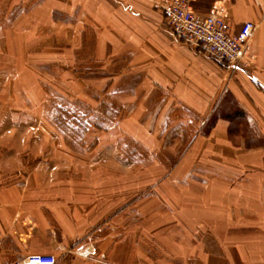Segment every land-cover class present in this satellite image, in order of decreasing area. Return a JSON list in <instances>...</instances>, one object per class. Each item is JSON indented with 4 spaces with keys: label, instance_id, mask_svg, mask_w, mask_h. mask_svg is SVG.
I'll return each instance as SVG.
<instances>
[{
    "label": "crops",
    "instance_id": "obj_1",
    "mask_svg": "<svg viewBox=\"0 0 264 264\" xmlns=\"http://www.w3.org/2000/svg\"><path fill=\"white\" fill-rule=\"evenodd\" d=\"M159 2L0 0V64L16 66L13 73L25 90L35 84L28 101L42 104L35 91L40 65H54L61 70H50L54 81L69 84L72 102L93 109L81 117L88 122L82 144L64 142L62 133L44 124L16 130L35 137L33 145L16 155L2 151L0 264L33 255H54L56 264H155L140 253V217L154 215L149 206L156 194L171 200L175 184L185 196L191 185L210 194L201 197L210 211L186 223L200 251L194 263L264 264V0H189L197 14L226 15L235 32L246 22L256 24L249 61L233 74L177 41ZM7 69L0 73L5 86L16 78ZM112 97L121 109L107 117L99 110L115 103ZM15 99L20 106L28 103L23 96ZM19 110L2 121L28 120L24 107ZM96 113L115 123L108 129L92 126ZM191 135L198 138L188 152L199 159L194 167L211 176L186 178L191 166L183 160L180 175L163 177L161 192L152 193L146 208L138 192L114 201L82 187L74 191L86 179L72 175L86 169L138 168L124 159L123 145L159 153L174 141L184 145ZM214 152L231 156L203 158ZM147 168L171 167L156 161ZM163 247L162 264H182L171 244Z\"/></svg>",
    "mask_w": 264,
    "mask_h": 264
},
{
    "label": "rangeland",
    "instance_id": "obj_2",
    "mask_svg": "<svg viewBox=\"0 0 264 264\" xmlns=\"http://www.w3.org/2000/svg\"><path fill=\"white\" fill-rule=\"evenodd\" d=\"M2 60L3 59L0 58V62ZM40 66L42 72L40 73L41 77H39L37 81L38 86L35 91L39 97H43V101L42 104L35 105L28 101L29 96H32L30 93H33L32 89H29V87H32L35 84H26L27 90H25L23 88L24 86H22L17 80L18 74L15 72L13 73V71L16 70V66L13 64L9 66H3L0 64V73L3 72L2 70L4 69L8 71L7 68H10L11 77L16 76L15 79L12 78L10 84H7V86H5L6 84H3V81L0 78V155L4 154L2 151H10L11 155H16L15 152L22 151L24 146L33 145L34 142L37 141L35 137H24L22 133L17 131L20 129L30 130L31 128H37L40 126L44 127V124L53 129L55 128L62 133L63 141L68 144L75 143L79 145L84 142L82 141L83 135H81V133L88 122L82 120L81 117L87 113L93 112V109L91 107H85L76 101L72 102V96H70L72 95V90L68 87L69 84L65 83L66 81L60 82L63 84L54 81V72L57 74L58 71H61L60 69L54 65ZM225 66L227 65L225 64ZM35 68L38 69V65ZM50 70H53L54 72H51ZM61 73L62 72H60L59 75L63 74ZM63 75H65V73ZM74 77L76 78V76ZM80 77L81 74H77V78ZM75 91H79V89L76 88ZM90 95L98 97L92 92ZM16 96L27 98L28 103L23 106H20L19 104L17 105L14 101L16 100ZM101 96L104 98L105 93L101 94ZM111 101L113 102L115 99L112 97ZM118 104H116V101L115 103L113 102L112 105L102 104L99 112H102L107 117H114L116 115L115 109H121V106ZM23 107L28 113V120L2 121V116H4V114L9 113L11 118H14V116L19 113V109L23 110ZM97 115L99 116L98 118H96ZM95 116L96 117H94L95 119L93 120L92 117H90V123L94 127L108 129L115 123L114 120H111L112 122L104 120L98 113H96ZM102 119L104 120V123ZM9 129L11 130V134H9V132L5 133V130L9 131ZM196 139L198 138L193 137V135L187 136L184 145L180 146L179 143H175L174 141V143L171 144L172 146H168V149L161 148L162 151L159 153H148L140 145H123L124 159L134 162L138 165V168L132 167L119 170L116 168L109 169L100 167L96 170H94V168L86 169L84 172L81 171L78 174L75 173L72 175L86 179L84 182L74 185V191H77L78 187H82L84 189L83 192L86 190V192H93L97 195L106 194L108 200L114 201H118L120 197H129V194L132 192H138L140 207L146 208L148 205L147 203L153 200L150 198L152 193L157 190L159 193L161 192V186L164 181L163 177H177L180 175L176 173L178 171L177 166L183 160H188V163L190 161L189 166H191V168H187L185 171L186 178H192V180H194V178L199 177V174L211 176V172L208 173L206 169L201 170L200 168H195L194 162H199V159L195 158L194 154L191 157L188 154ZM32 154L30 152L23 155L30 156ZM205 155L207 157L203 156V158L208 160L217 156L227 160V156H231V154L227 155L226 152H214L213 154L208 153ZM11 161H13V159ZM156 161H169L171 168L154 169L155 171L147 168V166L154 164ZM164 187L169 186L165 185ZM188 187H190V190L187 191V195L185 196L183 192L178 190V185H171V200L168 198H165L164 200L161 194H156V199L153 200L156 203H151V206H149L150 208H153L152 213L154 215L140 217V228L142 226V232L139 234L141 239L140 245L144 246L140 249V253L144 257V260L148 257V259L153 260L155 264H162V260L165 258L163 252L167 251L163 247V244L169 243L172 245V248L176 249L177 254H181V257L183 258L181 261L182 264H196L194 263V258L195 256H198L200 251L194 248L195 234L190 233L191 231H189V227L187 229L186 223L187 221H193L194 219L201 220V211H210V206L207 205L206 202L203 203V198H201L204 194L209 198L210 194L198 190L194 191V185ZM186 197L188 198L187 200ZM194 197L198 200L193 199ZM151 210L152 209L148 210V212ZM184 240H187V242L184 243ZM163 248L165 250H163Z\"/></svg>",
    "mask_w": 264,
    "mask_h": 264
},
{
    "label": "built area",
    "instance_id": "obj_3",
    "mask_svg": "<svg viewBox=\"0 0 264 264\" xmlns=\"http://www.w3.org/2000/svg\"><path fill=\"white\" fill-rule=\"evenodd\" d=\"M158 6L165 14L173 37L207 56L227 65L230 74L236 73L249 61L250 42L256 24L244 23L235 32L227 16L217 11L200 15L193 11L189 0H160ZM54 255H33L13 264H56Z\"/></svg>",
    "mask_w": 264,
    "mask_h": 264
}]
</instances>
